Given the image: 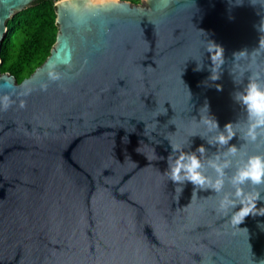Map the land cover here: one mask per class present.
<instances>
[{"label": "water", "instance_id": "water-1", "mask_svg": "<svg viewBox=\"0 0 264 264\" xmlns=\"http://www.w3.org/2000/svg\"><path fill=\"white\" fill-rule=\"evenodd\" d=\"M34 1L0 0V54L8 21ZM161 5L58 0L46 61L20 83L0 74L10 100L0 110V264H264V216L231 227L214 213V193L187 184L178 195L162 175L168 141L207 136L193 123L205 102L221 127L243 125L233 53L264 39L254 27L264 5ZM207 40L224 49L215 82L193 71L191 58L210 63Z\"/></svg>", "mask_w": 264, "mask_h": 264}, {"label": "clouds", "instance_id": "clouds-1", "mask_svg": "<svg viewBox=\"0 0 264 264\" xmlns=\"http://www.w3.org/2000/svg\"><path fill=\"white\" fill-rule=\"evenodd\" d=\"M243 2L235 0V5L239 6ZM170 3L171 0H162L161 6L167 8ZM259 3L264 5V0H259ZM254 27L260 34H264V17ZM203 50L210 63H203V53L199 60L191 58L196 61L193 71L206 68L210 73L208 80L215 82L220 79L222 65L225 63L224 49L207 40ZM261 55H264V39H259L258 47L250 53L247 50L233 53L234 70L230 74L237 88L232 99L243 110V125L236 120L221 127L216 118L209 114L205 102L199 109V119L194 117L193 123L202 127L207 136L197 131L190 132L186 147L182 143L168 141L170 152L166 158L167 167L162 174L172 182L174 192L178 195L182 194L187 184L192 185L193 193H214V213L235 228H239L246 217L264 216V191L261 190L264 189V60H258ZM241 59H246L247 63H238ZM50 75L56 79L54 74ZM216 88L220 90L221 86L217 84ZM9 104L8 96H0V110H6ZM195 136H199L205 143L193 149L190 137ZM234 137L242 142L239 147L230 144ZM205 144L215 148V151L209 152ZM248 144L255 146L256 151L249 153L243 150ZM258 203L261 206L258 207Z\"/></svg>", "mask_w": 264, "mask_h": 264}, {"label": "trees", "instance_id": "trees-1", "mask_svg": "<svg viewBox=\"0 0 264 264\" xmlns=\"http://www.w3.org/2000/svg\"><path fill=\"white\" fill-rule=\"evenodd\" d=\"M35 0L33 5L8 21L2 42L0 74H10L20 83L30 77L49 57L56 43V2ZM139 5L141 0H123Z\"/></svg>", "mask_w": 264, "mask_h": 264}, {"label": "rangeland", "instance_id": "rangeland-1", "mask_svg": "<svg viewBox=\"0 0 264 264\" xmlns=\"http://www.w3.org/2000/svg\"><path fill=\"white\" fill-rule=\"evenodd\" d=\"M142 1V0H141Z\"/></svg>", "mask_w": 264, "mask_h": 264}]
</instances>
